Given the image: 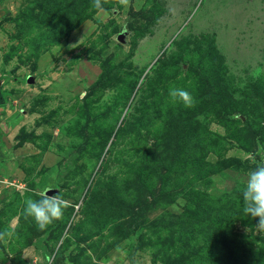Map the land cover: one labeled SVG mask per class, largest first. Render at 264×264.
<instances>
[{
	"label": "rangeland",
	"instance_id": "1",
	"mask_svg": "<svg viewBox=\"0 0 264 264\" xmlns=\"http://www.w3.org/2000/svg\"><path fill=\"white\" fill-rule=\"evenodd\" d=\"M101 3L0 0V264H264V0Z\"/></svg>",
	"mask_w": 264,
	"mask_h": 264
},
{
	"label": "clouds",
	"instance_id": "2",
	"mask_svg": "<svg viewBox=\"0 0 264 264\" xmlns=\"http://www.w3.org/2000/svg\"><path fill=\"white\" fill-rule=\"evenodd\" d=\"M119 3L127 6L128 0H119ZM92 7L101 9V0H92ZM169 95L173 100L179 99L185 107L194 105V98L190 92L182 88H170ZM255 168L247 173V179L242 191L243 211L247 216L253 218L258 217L256 228L258 232H264V158L259 161L255 160ZM48 189L42 193V198L33 200L28 198L25 200L24 216L25 218L32 217L38 228L43 230L53 221L62 218L64 202L56 195H47ZM13 231L5 229L0 231V241L11 237Z\"/></svg>",
	"mask_w": 264,
	"mask_h": 264
},
{
	"label": "trees",
	"instance_id": "3",
	"mask_svg": "<svg viewBox=\"0 0 264 264\" xmlns=\"http://www.w3.org/2000/svg\"><path fill=\"white\" fill-rule=\"evenodd\" d=\"M167 140L169 141V138H167ZM176 153L178 154L177 148H173L172 152L169 155L162 156V158H163L162 163H163V161H165L167 163L164 165V168H165L164 172L160 174L161 182H164L165 179H167L169 177V174L171 173L172 170H174V167L176 166V163L179 160L182 161L181 157L179 159H177V154ZM255 166H256V164H255ZM160 189L162 191L164 188L160 187ZM130 212H133V210L131 209ZM54 223H56V220L53 221L52 224H54Z\"/></svg>",
	"mask_w": 264,
	"mask_h": 264
},
{
	"label": "water",
	"instance_id": "4",
	"mask_svg": "<svg viewBox=\"0 0 264 264\" xmlns=\"http://www.w3.org/2000/svg\"><path fill=\"white\" fill-rule=\"evenodd\" d=\"M117 38L119 41L124 42L123 34H119ZM28 80H31V79L29 78Z\"/></svg>",
	"mask_w": 264,
	"mask_h": 264
}]
</instances>
